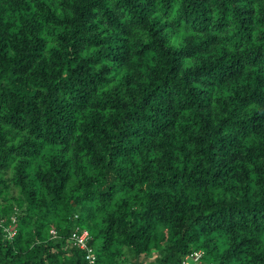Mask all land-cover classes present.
<instances>
[{
  "label": "trees",
  "instance_id": "16d2710c",
  "mask_svg": "<svg viewBox=\"0 0 264 264\" xmlns=\"http://www.w3.org/2000/svg\"><path fill=\"white\" fill-rule=\"evenodd\" d=\"M83 231L264 264V0H0V264H90Z\"/></svg>",
  "mask_w": 264,
  "mask_h": 264
},
{
  "label": "built area",
  "instance_id": "2783aa9c",
  "mask_svg": "<svg viewBox=\"0 0 264 264\" xmlns=\"http://www.w3.org/2000/svg\"><path fill=\"white\" fill-rule=\"evenodd\" d=\"M8 231V236H12L14 234V231L13 230H10V229H6ZM87 231H83L82 233H80V235L78 237L75 236V234H73V237L76 238L77 242L80 244V247L82 249H86L87 251V258H90L89 259V263L92 264L93 263V257H92V250L91 248H89L87 246V238H88V235H87ZM201 256V252L200 251H194L192 253H190L188 256L185 257V259L182 261V264H190L189 261H190V258L195 262L199 259V257Z\"/></svg>",
  "mask_w": 264,
  "mask_h": 264
},
{
  "label": "clouds",
  "instance_id": "9594fccd",
  "mask_svg": "<svg viewBox=\"0 0 264 264\" xmlns=\"http://www.w3.org/2000/svg\"><path fill=\"white\" fill-rule=\"evenodd\" d=\"M185 257H186V256H185ZM185 257L183 258V260L185 259ZM183 260H182V261H183Z\"/></svg>",
  "mask_w": 264,
  "mask_h": 264
}]
</instances>
